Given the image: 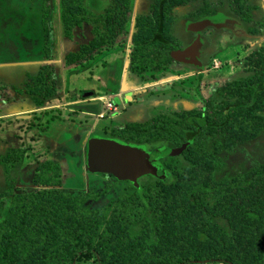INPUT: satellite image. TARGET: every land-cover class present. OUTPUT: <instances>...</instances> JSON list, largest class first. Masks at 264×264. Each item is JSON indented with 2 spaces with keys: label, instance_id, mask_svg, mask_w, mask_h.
Returning <instances> with one entry per match:
<instances>
[{
  "label": "rangeland",
  "instance_id": "1",
  "mask_svg": "<svg viewBox=\"0 0 264 264\" xmlns=\"http://www.w3.org/2000/svg\"><path fill=\"white\" fill-rule=\"evenodd\" d=\"M61 1L0 0V84L27 90L21 93L25 99L14 105L31 101L34 105L43 107L45 114L55 111L45 122L36 123L40 130H46L47 126L55 123L52 117L61 118V115L84 125L74 130L72 137L63 133L56 139L55 144L50 140L46 144L39 145L38 142L33 146H24L21 143L0 152V160L1 156L8 157V152L12 149L17 153L14 157L10 154L7 165L0 162V235L5 220L13 219L8 208L14 193L59 187L71 196L87 194V198L80 204L90 209L102 208L108 204L113 206L119 197L132 195V181L119 180L96 168V162L89 155L93 150V135L101 134L145 145L146 149L167 145L168 142L176 143L175 138L164 131H144L143 128L154 125L156 116H174L189 109L199 110L204 99L211 102L208 105L209 113H213L215 107L219 113L225 101L242 95L234 89V82L249 78L259 69L254 67L259 65H253L254 61L250 59L254 57L253 52L257 47L264 48V0H166L164 33L178 44L183 57L191 60L184 59L185 61H179L174 66L172 62L163 63V57L168 55L169 48L161 43H153L135 52L134 63L142 66V71L123 72L126 81L124 86L116 85L113 88L98 82L101 77L94 73L95 67L102 70L105 66L107 58H103L106 50L119 48L124 54L129 53L134 40H143L151 35L155 29L159 0H126L125 20L116 29L115 25L119 26L120 21L117 20L110 30L106 24L107 18L117 19L119 13L116 12V6H121L125 0H107L105 7L100 6L99 0H65V7H62ZM93 9L102 13L97 14ZM236 10L242 18L237 17ZM217 14L234 19V24L245 34L238 35L224 25L202 22L203 18ZM62 15L65 16L64 21ZM60 33L63 38L77 39L78 43L76 51L65 56L67 62H78L74 65L79 69L68 74V84L62 81L65 70L61 73L56 61L57 51L61 47ZM102 39L103 45L93 47ZM79 55L81 57L73 61ZM125 55L128 57V54ZM47 63L51 66L48 80H36L35 75ZM73 73L77 75L73 76ZM120 77L121 73H116L114 80L118 81ZM90 78L95 80V85L88 84ZM253 78L256 80L257 77L253 74ZM76 79L86 82L77 85L79 80ZM135 81L140 82L138 87H134ZM39 87H48V90L39 92ZM50 90L52 95H44ZM39 100L43 104L38 103ZM72 100L76 102H71ZM79 103L90 107L80 113L84 109L80 108ZM59 104L72 109L74 107L75 110L72 111L79 114L73 117L68 109L65 114ZM150 104L152 108L147 109L145 118L137 120L134 113L143 105ZM14 105L5 106L0 111ZM230 115L232 122L227 125L225 132L236 141L231 143L224 138L228 146L219 152L224 166L218 175L254 173L257 181L255 190L264 192V111L232 110ZM50 132L49 130L48 133ZM46 138L49 139V134L41 141ZM207 140L205 137L203 142L207 144ZM145 175L137 178V183L139 186L143 185L147 195L152 194L154 197L156 179L162 178L152 174ZM163 180L169 182L171 179L169 177ZM203 182L199 178L190 187H196ZM232 188L231 186L230 189ZM97 192L102 194L96 197ZM216 197L209 196L203 203L211 207L216 202ZM76 201L72 199V202ZM140 210L143 214L148 212L145 208ZM194 212L199 214V211ZM130 214L134 216L133 211ZM153 214L159 215L155 210ZM135 215L140 214L136 212ZM248 215L251 218L257 216L252 212ZM208 216L214 229H210V232L201 230L196 223L188 222L183 226L178 224L180 227L175 230L172 238L175 242L174 255L226 253L244 264L240 258L241 253L252 248L255 241L247 238L246 233L233 228L224 216H212L210 213ZM244 223L241 222L242 226ZM117 227L121 228V235L128 242L137 246L138 258L167 255L163 249L164 239L154 234L148 226L144 227L137 222L130 226ZM110 246L112 247L111 244ZM113 254L93 253L79 263L115 262L117 257ZM197 264L225 263L206 261Z\"/></svg>",
  "mask_w": 264,
  "mask_h": 264
},
{
  "label": "trees",
  "instance_id": "2",
  "mask_svg": "<svg viewBox=\"0 0 264 264\" xmlns=\"http://www.w3.org/2000/svg\"><path fill=\"white\" fill-rule=\"evenodd\" d=\"M65 2L61 1L62 7H65ZM126 2L125 0L121 6H116L119 16L113 21L115 24L120 20L119 26L115 25L117 28H120L121 22L125 20ZM165 2L166 0H159L157 3L155 29L151 35L133 42V53L128 66L130 72L142 71V66L134 63L135 52L153 43H161L170 49V54L163 57V63L180 60L178 45L164 33ZM236 13L237 17L242 18L237 10ZM62 19L65 20L64 15ZM46 41L48 42V39ZM103 42L102 39L94 46H101ZM253 56L250 61H254L253 65H259L254 66L259 67L258 71L253 73L257 77L256 80L252 74L245 80L235 81L234 89L242 95L225 101L219 113L216 107L214 114L209 113L208 105H211V102L204 99L199 110L189 109L174 116H156L154 125L143 128L144 131H164L174 137L176 143L168 142L167 146L174 147L187 143L181 153L160 159V164L169 172L171 180L168 182L156 179L157 189L154 197L152 194H146L143 185L139 186L137 183L138 179L136 183H132L134 189L132 195L119 197L113 206L108 204L98 209L81 206L80 203L87 198V194L71 196L61 191L59 187L36 188L14 193L8 208L13 219L5 220L0 235V264H80L79 261L83 258L102 252L114 253L113 255L117 257L115 262L105 264H197L206 261L241 264L226 253L174 255L175 242L172 238L180 226L192 222L198 224L205 232L214 230L208 213L212 216H224L233 228L246 233L247 238L255 241L252 248L241 253L240 258L244 264H264V247H261L264 245V192L255 190L257 181L254 173L218 175L224 166L219 152L228 146L224 138L229 139L231 143L236 141L225 132L227 125L232 122L230 112L241 109L264 111V48L257 47ZM76 57L73 61L77 59ZM50 68L49 63L45 64L35 75L36 80L47 79ZM47 90L48 87L37 89L39 92ZM24 92L27 90L15 86L7 87L1 83L0 109L25 99V96L21 95ZM52 94L50 90L44 95ZM38 103L43 104L40 100ZM217 133L219 135H216ZM205 137L208 139L207 144L203 142ZM8 153L9 156L10 154L13 157L17 156L14 149ZM89 155L94 160L92 151ZM8 157L1 156L0 162L7 165ZM199 178L204 182L196 187H190ZM101 194L97 192L95 195L98 197ZM209 196H217L211 207L203 203ZM72 199L77 201L72 202ZM140 208H145L148 212L143 214ZM153 210L158 211L159 215L155 216ZM131 211L134 216H131ZM194 211H199V214ZM136 212L141 216H136ZM251 212L257 216L251 218L248 215ZM243 221L245 223L242 226ZM137 222L144 227L148 226L154 234L164 239L163 249L166 256L137 257V246L128 242L126 237L121 235V228L117 227L130 226Z\"/></svg>",
  "mask_w": 264,
  "mask_h": 264
},
{
  "label": "crops",
  "instance_id": "3",
  "mask_svg": "<svg viewBox=\"0 0 264 264\" xmlns=\"http://www.w3.org/2000/svg\"><path fill=\"white\" fill-rule=\"evenodd\" d=\"M60 35L62 36L61 33ZM76 41L77 39L73 40L71 38H63L62 36L61 47H60V50L58 49L57 51V59H56L57 67L59 68V71L62 70L61 73L63 72V70H65L64 79H62L64 84L66 83L68 84L70 82V77H68V74L71 73V71L79 70L74 65V64H77L78 62L77 63H74V62L67 63L66 58H65V56L69 52L75 51V49L78 48V44L76 43ZM59 52L61 53L59 54ZM118 54L120 53H114L111 55V57H115V61H116L117 59H120V55ZM105 58H109L107 54L106 56H104L103 59ZM127 60L128 58L124 60L126 63L124 71L121 70L119 72L121 73V77L119 79V87L124 86L126 82L124 80L125 73L123 72L129 71V68H128L129 60H128V63L126 62ZM115 61L112 62V59H111V61L107 64V66L103 67L102 70L100 68L98 69L97 67H95L94 73L96 74V76L101 77V81H98V82L99 83L102 82L103 86H107L109 88L115 87L114 76L116 75V72H117V68L114 67ZM85 73H88V72H85ZM75 74L77 75V73ZM75 74L73 73V76ZM76 80H79V79H76ZM62 81H61V84H62ZM88 81H89L88 84H91V86L96 84L93 78L88 79ZM111 81L113 82V84H111ZM77 82L78 83L76 84L80 85L81 83L85 84L86 81L79 80ZM135 83L136 84L134 87H138L140 82L135 81ZM71 102H76V100H72ZM59 106L61 105L59 104ZM79 106H81L80 107L81 109H84L83 111H79L80 113L87 111L90 107L87 104L84 105V103L80 104ZM76 107H78V105ZM59 108L60 109L63 108V112L65 114H66V109L71 110L70 115L73 117H77V115L79 114V112L72 111V110H75L74 107L73 109L71 107H66V106H61ZM148 108L150 109L152 108L151 104L147 106L143 105L142 107H140V109H138V111H136V113H134L135 114L134 117L137 120H142V118H145L144 116ZM42 109L43 107L34 105L31 101H29L28 103L15 104L13 107L9 109L0 111V152H3L5 149L9 147L18 146L21 143L24 146L29 145V144L33 146V145H37L38 142H39V145L43 143L46 144L50 140L51 143L55 144V142L57 141L56 139L59 138L63 133H68L69 136L72 137V133L74 132V130L82 128V126H84L81 123H77L75 121L72 122L69 119L64 118L61 115V118L52 117L56 125L55 123H53V125L51 124V126L50 125L47 126L46 130H40L39 127L36 125V123L38 121L45 122L47 118H51V115L55 112V111H53V113L49 112V115H48V114H45L46 111L44 110L42 111ZM53 120H50V121L53 122ZM49 130L51 131L50 133H48ZM34 134H36V136ZM48 134H49V139L46 138L45 141H41V139L43 137H47ZM31 135H34V137L32 138Z\"/></svg>",
  "mask_w": 264,
  "mask_h": 264
},
{
  "label": "water",
  "instance_id": "4",
  "mask_svg": "<svg viewBox=\"0 0 264 264\" xmlns=\"http://www.w3.org/2000/svg\"><path fill=\"white\" fill-rule=\"evenodd\" d=\"M202 22L210 25H224L238 35L245 34L234 24L236 22L234 19L222 14L205 17ZM179 55L182 58L180 53ZM91 142L96 168L99 171L111 174L119 180H130L134 183L137 178L145 174L168 179L170 176L159 160L167 156H175L187 146V143H183L174 147L163 145L146 149L145 145L101 134L93 135Z\"/></svg>",
  "mask_w": 264,
  "mask_h": 264
},
{
  "label": "flooded vegetation",
  "instance_id": "5",
  "mask_svg": "<svg viewBox=\"0 0 264 264\" xmlns=\"http://www.w3.org/2000/svg\"><path fill=\"white\" fill-rule=\"evenodd\" d=\"M98 3L100 4V6L102 5V7L104 6H106L107 5V0H99L98 1ZM93 11L94 12H96L97 14H100V13H102L101 11H97V10H95V9H93ZM108 19V21L106 22V24H107V27H108V29L110 30L112 27H114V21H113V19L112 18H107ZM127 19V18H126ZM116 29H118L117 27H116ZM170 38V37H169ZM77 43V42H76ZM78 44V43H77ZM133 43H131V45H132ZM178 45V44H177ZM93 47H96V46H94L93 45ZM168 48V47H167ZM123 49H124V47H123ZM178 49H179V46H178ZM133 48L130 50V52L129 53H125V54H128V57L123 53V51H122V49H119L118 48V50H111V49H109V50H106V53L105 54H107L108 55V57L109 58H107V61H106V64H105V66L104 67H106L107 66V64L111 61V59H112V62H114L115 61V57H111V55L112 54H114V53H120V54H118V55H120V59H117L116 61H115V63H114V67H116L117 68V72L116 73H119L121 70L123 71V69H124V66H125V61H124V58L126 59V58H128V60H130V58H131V56H132V53H133ZM75 51H76V49H75ZM178 52L180 53V51L178 50ZM168 54H170V49H169V53ZM181 54V53H180ZM117 55V56H118ZM182 55V54H181ZM81 56L79 55V56H77V59H79ZM110 59V60H109ZM191 60V59H188V58H184L183 57V55H182V58H180V60L179 61H183V60ZM76 60V59H75ZM74 60V61H75ZM184 60V61H185ZM179 61H174V60H172V61H169L168 63H171L172 62V65L174 66L175 65V63H177V62H179ZM129 66V65H128ZM129 72V71H128ZM111 84H113V82L111 81ZM116 85H118V87H119V80L118 81H116L115 80V86ZM110 137V136H109ZM113 138V137H112ZM160 146H163V145H160ZM158 147V146H157ZM89 151V150H88ZM87 151V152H88ZM160 161V160H159Z\"/></svg>",
  "mask_w": 264,
  "mask_h": 264
},
{
  "label": "built area",
  "instance_id": "6",
  "mask_svg": "<svg viewBox=\"0 0 264 264\" xmlns=\"http://www.w3.org/2000/svg\"><path fill=\"white\" fill-rule=\"evenodd\" d=\"M109 106H112V103H109ZM115 108V106H113Z\"/></svg>",
  "mask_w": 264,
  "mask_h": 264
}]
</instances>
